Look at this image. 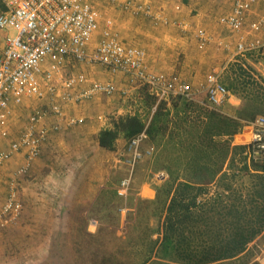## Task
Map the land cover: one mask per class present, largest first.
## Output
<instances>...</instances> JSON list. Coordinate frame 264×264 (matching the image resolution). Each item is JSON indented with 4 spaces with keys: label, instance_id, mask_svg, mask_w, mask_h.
I'll list each match as a JSON object with an SVG mask.
<instances>
[{
    "label": "built area",
    "instance_id": "2783aa9c",
    "mask_svg": "<svg viewBox=\"0 0 264 264\" xmlns=\"http://www.w3.org/2000/svg\"><path fill=\"white\" fill-rule=\"evenodd\" d=\"M107 1L132 16L150 19L154 24L168 22L138 0ZM0 2V30L6 32L0 54V138L8 141L7 148L0 151V167L14 154L22 153L24 161L15 176L23 177L29 173L50 131L59 129L58 124L42 125L45 118L56 117L67 126L82 124L83 118L65 117L64 105H78L96 94L111 96L118 91L111 81H94L82 73L68 74L65 69L69 63L100 66L111 74H122L130 83L146 87L150 95L165 102L175 97L191 100L199 91L205 93L207 103L213 109L228 101L230 93L214 71L208 73L196 89L178 74L151 72L145 50L125 43L112 29L110 19L105 20L100 38L92 45L99 14L87 0ZM260 4H264V0H231L230 12L220 16L219 23L231 32L239 33L252 9ZM263 23L264 18L260 17L249 24V30L258 33ZM193 37L199 50L209 43L203 29L196 30ZM219 44L228 49L227 44ZM258 48L264 50V34L250 39L241 37L235 44L238 53ZM121 94L128 96L129 90L122 89ZM27 100L43 101L44 106L34 109L17 137L9 139L8 125L13 107ZM247 126L250 132L244 144L249 146L254 161L264 162V113ZM143 136L129 142L133 160L141 157L137 145ZM124 184L120 195L125 193ZM8 185L7 198L0 206V223L3 225L14 224L23 211L15 180Z\"/></svg>",
    "mask_w": 264,
    "mask_h": 264
},
{
    "label": "crops",
    "instance_id": "0c3cea01",
    "mask_svg": "<svg viewBox=\"0 0 264 264\" xmlns=\"http://www.w3.org/2000/svg\"><path fill=\"white\" fill-rule=\"evenodd\" d=\"M145 1L151 5L149 6L154 13L167 18V24L158 23L159 26L154 27L149 24L150 22L145 21V18L133 19L131 14L124 12L117 5L110 4L107 0L97 3V8L94 5L92 6L100 15V11L103 12L98 4L102 3L104 5L103 11H105L104 17L107 16L104 19H110L115 23V25L112 23V29L115 31L117 29L124 36L128 31L131 33H128L129 41H127V44L145 50L147 66L151 72L168 75L178 74L193 87H198L205 79L198 73L205 59H202L198 52L190 57L191 51H194L192 49L187 53L186 59L180 67V74L175 71L177 65L175 54L177 48H182L183 51H186L190 45L197 48L194 37L187 38L189 43L184 44L186 39L184 33L191 30L195 33V30L202 25L200 21L203 17L209 20L206 13H210V10L206 11L199 8L196 16L189 17L192 5H194L193 2L196 6L201 4L200 2L195 0ZM191 3L193 4L191 5ZM230 7L223 15L230 12ZM218 19V27L231 32L224 25H221ZM98 22V29L94 34L92 45H95L105 28L100 16ZM204 24L207 29L214 25H210L208 22ZM263 34L264 32L258 36ZM216 35L213 41L220 36L219 34ZM5 37L6 32L0 30V54L4 47ZM253 37H257V35H253ZM222 40H226L224 41L228 45L226 50L233 49L230 48L232 40ZM235 40L236 38L233 39V41ZM123 41L126 40L123 39ZM176 44L177 46H174ZM207 57H209L207 58L209 60L205 61L206 63L216 64L213 61L215 55H208ZM65 70L68 74L82 73L94 81H111L116 85L118 91L111 96L96 94L78 105H64L65 117L83 118L84 122L82 124L67 126L65 121H61L56 117L49 116L45 118L42 125L50 127L58 124L59 129L50 131L46 141L42 143L40 154L33 161L27 180L15 176V172L24 161L22 153L14 154L9 161L0 167V202L6 195L7 183L15 180L16 185H20L17 193H19L18 197L21 198L25 212L28 215L31 213L30 216L36 223L34 225L43 228L57 226L84 227L87 223L85 219L89 218L92 207L100 202V198L103 196L105 197L110 193L114 196L117 191H121L123 189L122 183L126 185L124 188L126 195L132 194L140 199L155 196L154 185L152 187L144 177H141L140 181L137 182L138 176L134 177L135 174H133L131 166L126 165L132 155V151H128L129 141L119 135L114 142V150L112 151L100 146L98 141L100 131L112 129L118 118L135 114L143 116L144 106L140 97L141 86L130 83L128 78L122 74H111L100 66L91 67L69 63ZM195 83L198 85L194 86ZM122 89L129 90L128 96H122ZM228 101L233 106L239 103L233 97L229 98ZM40 106H44L43 101L27 100L20 106L13 107L8 125L9 139L17 137L19 130L26 123L27 117ZM7 145L8 141L0 138V151L6 149ZM17 180H20V182L18 183ZM42 202L46 205L44 212L60 213L61 219L55 216L47 219L46 222L41 221L40 217L42 216L40 214L43 212L44 205ZM120 209L122 207L117 210ZM76 213H80L81 218L76 219L72 216ZM70 214L71 217H65ZM23 223L33 222L26 219ZM24 227H27V225Z\"/></svg>",
    "mask_w": 264,
    "mask_h": 264
},
{
    "label": "rangeland",
    "instance_id": "374dc122",
    "mask_svg": "<svg viewBox=\"0 0 264 264\" xmlns=\"http://www.w3.org/2000/svg\"><path fill=\"white\" fill-rule=\"evenodd\" d=\"M87 1L90 3L92 2L91 4L96 8L97 3L102 2V0ZM138 1L148 4V6L150 5L145 0ZM195 1L201 4L196 6L195 2H193L194 5L191 3L192 10L189 17L196 16L199 8H203V10L206 11L210 10V13H206L209 20L203 17L200 21L202 25L198 28H202L206 32L210 41L203 50H199L191 45L188 46L186 51H183L182 48H177L175 54L177 63L175 71L181 74L180 67L185 61L187 53L193 49L194 51H191L190 57L197 52L205 61L209 60L207 59L209 58L207 57L208 55L216 56L213 58L214 63L216 62L215 65L206 63L203 60V64L200 70H198V73L200 76L205 77L208 73L214 71L219 75L221 82L226 88L233 78L231 65L235 63H240L244 68L243 74L248 81H251L250 77L257 80H259L260 77L264 79V50L258 48L254 51L238 53L236 49H234L239 38L244 37V39H250L253 35L258 36L264 32V23L258 33L249 30L250 23L260 17L264 18V4L258 5L259 7L256 6L258 7L257 9L255 7L252 9V14L250 13L247 17L246 24L241 32L231 33L224 28L220 29L217 21L220 15H223V13L229 10L230 0ZM98 5L103 12L101 13L100 11L99 16L103 21L102 23L105 24L104 18L107 16L104 17V5L102 3ZM131 17L133 19L140 18L136 16ZM144 20L148 23L150 22L149 24L154 27L158 25V23H152L150 19L145 18ZM206 22L210 25H214L207 29L204 24ZM112 23L115 25L114 21H112ZM198 24L200 25V23ZM186 31L188 30L186 29ZM115 32H117L122 39L126 40V43L129 41L128 33L131 34L129 31L128 33L126 32V36L121 35L117 29ZM184 34V38H186L184 44L187 45L189 43V39L187 38H193L194 31L191 30ZM216 34L220 36L213 41L214 36H217ZM234 38H236L235 41H233ZM222 39L232 40V46L230 48L233 49L226 50L222 48L219 43H224V41H226ZM174 46H177V44ZM193 85L197 86L198 84L195 83ZM140 88V97L142 98L141 102L144 106V114L143 116L139 115V117L146 125L150 123L158 105L165 104L166 110L170 114L169 118H167L168 121L165 122L166 131L156 140H149L144 135L137 145V150L141 154V157L133 160L131 155L129 160L132 164L126 162V165L129 167L131 166V170H133V174H135L134 177L138 176L137 182L140 181L141 177H144L152 187L154 185L155 196L153 195L154 197L152 196V198L145 197L140 199L132 194L126 195V193H124L120 195L118 191L114 196L110 193L100 198V202H97L92 207L89 218L85 219L87 220L86 225L76 228L58 226L46 228L39 227L34 225L36 223L30 216L31 213L28 215L23 208L22 215L12 226L0 223V264H139L144 253L148 252L150 241L161 239L165 213V206L163 207L165 198L164 192L170 190L171 195L177 183L184 178V170L179 167L180 164L184 166V127L187 128L190 124L194 123L196 119L200 117L203 118L205 110H213L224 115L233 116L235 113L234 108H238L241 105V100L233 96L227 89L230 93L228 99L233 97L237 99L239 103L233 106L227 101L222 106L213 109L208 105L205 93L199 91L192 96L191 100L187 99L191 104L192 112H188L187 115L189 116L185 118L184 110L182 109L184 108L183 99L185 98L175 97L170 99L169 102H165L150 95L146 87ZM193 88L196 89L197 87ZM132 103L134 102L132 101ZM173 104H176L177 107H174ZM232 106L234 108H232ZM249 122L251 121H244L240 133L232 137L231 145H245L244 143L247 142V136L250 132L247 126ZM219 139L224 140L227 139V137H215V140ZM230 156L224 164V169L231 164ZM234 159L238 161L239 158L236 156ZM233 166H235V164ZM27 175L23 176L22 179L27 180ZM142 181H144V179H142ZM243 181L244 186H248L247 177L244 178ZM17 182L19 183L20 180H17ZM8 183L6 195L0 202V206L7 198ZM238 183L234 186L238 187ZM16 189H20V185H16ZM207 190V195H212L215 191L214 183L210 184ZM18 199L23 206L21 198L18 197ZM167 200H169V197ZM42 203L44 205L43 212L40 214L42 216L40 217L41 221L44 220V222H46L47 219L55 216L61 219L60 213L44 212L46 205L44 202ZM120 207H122V209L117 210ZM72 216L76 219L81 218L80 213L72 214ZM65 217H71V214ZM26 219H30L33 223H23ZM25 225H27V227H24ZM248 248L251 254L248 261H257L259 264H264V229L250 243ZM235 264H238V262Z\"/></svg>",
    "mask_w": 264,
    "mask_h": 264
},
{
    "label": "trees",
    "instance_id": "16d2710c",
    "mask_svg": "<svg viewBox=\"0 0 264 264\" xmlns=\"http://www.w3.org/2000/svg\"><path fill=\"white\" fill-rule=\"evenodd\" d=\"M231 67L233 78L227 89L241 105L232 106L233 116L205 110L203 118L184 127V166L179 165L184 178L171 195L170 190L164 192L161 239L150 241L139 264H259L248 261V246L264 229V162L251 158L247 144L231 145V139L244 121L264 113V79L248 81L240 63ZM183 100L186 118L191 104ZM165 106L156 107L148 125L137 114L118 118L112 129L100 131V146L114 150L119 135L126 141L140 135L158 139L170 116ZM223 136L227 139L215 140ZM229 156L231 164L224 169ZM212 183L215 191L208 196Z\"/></svg>",
    "mask_w": 264,
    "mask_h": 264
}]
</instances>
